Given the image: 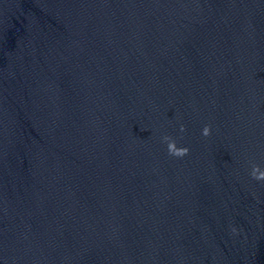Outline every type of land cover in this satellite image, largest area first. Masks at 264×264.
I'll return each instance as SVG.
<instances>
[{
  "label": "water",
  "instance_id": "obj_1",
  "mask_svg": "<svg viewBox=\"0 0 264 264\" xmlns=\"http://www.w3.org/2000/svg\"><path fill=\"white\" fill-rule=\"evenodd\" d=\"M0 264H264V0H0Z\"/></svg>",
  "mask_w": 264,
  "mask_h": 264
}]
</instances>
